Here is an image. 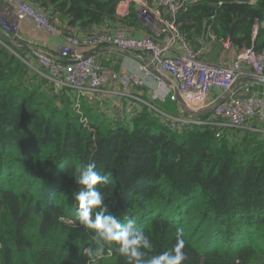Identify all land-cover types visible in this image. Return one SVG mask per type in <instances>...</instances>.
<instances>
[{
    "label": "trees",
    "instance_id": "trees-1",
    "mask_svg": "<svg viewBox=\"0 0 264 264\" xmlns=\"http://www.w3.org/2000/svg\"><path fill=\"white\" fill-rule=\"evenodd\" d=\"M26 1L87 32L115 20L121 0ZM205 16L206 32L241 50L264 21V0H201L183 14L180 31L188 37ZM134 18L132 10L127 22ZM253 46L264 50V29ZM26 56L0 33V264H90L92 233L76 220L73 174L93 162L110 177L96 186L108 213L143 228L153 244L148 256L169 250L183 228V264H264L262 134L232 129L217 138L212 125L176 133L148 108L129 122H110L87 104L77 113L72 93L54 95ZM155 105L177 111L169 100ZM96 264L126 262L105 246Z\"/></svg>",
    "mask_w": 264,
    "mask_h": 264
},
{
    "label": "built area",
    "instance_id": "built-area-1",
    "mask_svg": "<svg viewBox=\"0 0 264 264\" xmlns=\"http://www.w3.org/2000/svg\"><path fill=\"white\" fill-rule=\"evenodd\" d=\"M121 1L117 14L126 17L130 7L134 6L136 17L144 29L142 36H133L124 24L112 27L106 22L100 28L80 35L75 28L58 26L50 13L26 0H0L10 7L14 18L8 20L0 14V28L10 35L9 40L15 46L21 44L22 23H29L50 37L62 38L63 44L58 49L59 60L32 47L21 59L46 79L54 95L72 93L77 113L82 110L83 103L90 106L101 103L102 106L103 97L111 93L107 87L112 81L121 85L122 92L118 93L116 115L107 116L110 122L131 121L141 111L137 109L141 105L151 111L161 126L176 133L212 125L218 129L216 137L220 138L224 129H244L251 120L264 126V96L253 93L251 86H245L241 95L234 91L236 82L241 78H264V50L257 52L251 44L239 50L230 64L207 63L201 58V50L191 47L187 35L180 31V14L188 12L201 0ZM256 34L257 26L254 25L252 42ZM212 38L216 39L215 36ZM218 41L224 48H232L229 39ZM100 47L133 55L134 60H125L124 71L116 76L93 57L86 58L87 55L83 54L86 50L93 52ZM145 87L153 89V101L169 99L183 109L172 114L143 101L135 106L133 100L137 98L130 90ZM214 89L224 95L220 104L209 100ZM123 98L126 99L124 103ZM210 108H213L210 119L185 116L188 111L201 113Z\"/></svg>",
    "mask_w": 264,
    "mask_h": 264
},
{
    "label": "crops",
    "instance_id": "crops-1",
    "mask_svg": "<svg viewBox=\"0 0 264 264\" xmlns=\"http://www.w3.org/2000/svg\"><path fill=\"white\" fill-rule=\"evenodd\" d=\"M121 2L122 1H120L119 4ZM249 3L252 5H255L257 3V0H249ZM119 4L117 5V8H118ZM117 8L115 11L116 12L115 13V20L108 21L107 24L109 26H112V27L116 26L119 23L124 24L128 27L130 34H132L135 37L142 36V34H144V29L142 28L141 23L138 21V19L136 17L135 7L134 6L130 7L129 14L126 17L118 15L117 14ZM132 10L135 13L133 25H131L127 22V20L130 17ZM0 14L2 17L7 18L8 20L9 19L14 20L13 15H12V10L10 9V7L7 4L2 3V2H0ZM182 16H183V14H180V16H179L180 22H181ZM53 18H54L55 23L58 26H61L64 28L67 27L68 29L70 27L75 28L78 30L80 35H82L83 33L86 32L81 28H77L75 26L69 25L70 24L69 23V17L65 14L55 13L53 15ZM207 19H208L207 16H205V18L203 20L202 27H198V29L193 28L189 32L188 39H189V43H190L191 47H193L195 49H200L201 50V58L203 61H205L207 63H210V64H230V62L237 56L239 50H237L233 46L231 49L224 48L222 43L220 41H218L217 37L210 31V29L206 32L205 28L208 24ZM181 25H182V22H181ZM255 25L257 26V32L259 29H264V21L257 22ZM100 27H101V25L98 28H100ZM95 29H97V28H95ZM95 29H93V31ZM212 36H215L216 39H213ZM20 38H21V44L24 47L23 49L27 51V54H28V49L32 47V48L39 49L43 53L59 60L58 59V49L63 44L62 38L50 37L45 32L37 31L29 23H22L20 25ZM251 44H253V42ZM83 54H84V56H86V55L88 56V55L92 54L93 55L92 57L98 63L103 64L105 66V68L109 71V73H111V72L113 74L115 73L116 76H118V72L124 71L125 60H129V61L134 60L133 55L120 54V53H118V52H116L110 48H105V47H103V48L100 47L98 49H95L93 52L86 50L83 52ZM127 56H129V57L127 58ZM249 77H251V76H249ZM248 78H246V77L241 78L240 80H238L236 82V84L234 86L235 93H237L238 95H241L242 90L245 88V86H251V91L253 93H258L261 96H264V84L248 81L247 80ZM107 89L111 90V93H109L103 97L105 104L103 106H101V103L97 104L95 108H97V112L99 114L103 113L106 115V117L107 116L108 117H111V116L114 117L116 115L114 113V111L116 110L117 105H118V99H119L118 93L122 92V87H121V85L114 84V82L111 81L109 83ZM130 93L135 95V97L137 98V100H133V103L135 104V106H136V104H138L141 101L155 105V103H157V102L165 103L167 100H169V99H166L163 102L153 101V99H152L153 89L151 87H145L142 90L132 88L130 90ZM100 97H101V95H100ZM223 97H224V95H222V93L219 90L214 89L212 91L210 97H209V100L218 102ZM122 101L124 103L126 101V99L123 98ZM172 103L177 109L176 113L180 112V110L183 109L180 104H177L174 102H172ZM83 104H86V103H83ZM88 106H90V105H88ZM90 107L93 108L92 106H90ZM137 109L143 110L144 106L139 105V106H137ZM139 112H141V111H139ZM185 114H184L185 116H191L188 112H186ZM210 118H211V116L208 118H204V119H210ZM246 126H247V127H245L246 129L249 128L251 130L256 131L259 134H262V135H259V137L261 139H264V126L258 124L254 120L249 121ZM226 130H228L227 133L230 136L234 135V130H232V129H226Z\"/></svg>",
    "mask_w": 264,
    "mask_h": 264
},
{
    "label": "clouds",
    "instance_id": "clouds-1",
    "mask_svg": "<svg viewBox=\"0 0 264 264\" xmlns=\"http://www.w3.org/2000/svg\"><path fill=\"white\" fill-rule=\"evenodd\" d=\"M96 167L94 162L81 164L73 174L74 183L79 186L73 193L74 201L78 202L74 204L76 220L85 232L92 233L89 237L91 243L84 248V255L88 257L90 264H96L103 258L105 246L113 248L118 256L124 258L126 264H183L188 260L184 251L183 228L176 229V242L169 250L158 255H147L153 244L143 228L134 219L122 223L116 215L108 213L105 196L96 186L107 184L110 177L101 175Z\"/></svg>",
    "mask_w": 264,
    "mask_h": 264
},
{
    "label": "water",
    "instance_id": "water-1",
    "mask_svg": "<svg viewBox=\"0 0 264 264\" xmlns=\"http://www.w3.org/2000/svg\"><path fill=\"white\" fill-rule=\"evenodd\" d=\"M233 27H234V26H233ZM232 29H233V28H232ZM0 33H1L2 35H4V36L10 38V35H9L7 32L3 31L1 28H0ZM13 41H15V40H13ZM19 46L22 47V48H24L22 44H19ZM92 56H93V55L90 54V55L86 56V58H88V57H92ZM247 78H248V77H247ZM247 80H248V81H251V82H257V83H260V84H264V78H261V77L251 76V77H249ZM226 96H227V95H226ZM223 100H224V98L221 99V100H219V101L217 102V104H220L221 102H223ZM179 101H180V100H179ZM212 112H213V108H210L209 110H206L205 112H201V113H196V112L188 111V113H189L191 116H195V117H199V118H201V117H203V116H205V115H208V114H212Z\"/></svg>",
    "mask_w": 264,
    "mask_h": 264
},
{
    "label": "rangeland",
    "instance_id": "rangeland-1",
    "mask_svg": "<svg viewBox=\"0 0 264 264\" xmlns=\"http://www.w3.org/2000/svg\"><path fill=\"white\" fill-rule=\"evenodd\" d=\"M105 103L103 102L102 103V106L104 105ZM94 109H92L95 113H97L98 114V112H97V108H95L96 106H92ZM100 115H102V116H104V117H106V115L105 114H103V113H101ZM107 118V117H106Z\"/></svg>",
    "mask_w": 264,
    "mask_h": 264
}]
</instances>
